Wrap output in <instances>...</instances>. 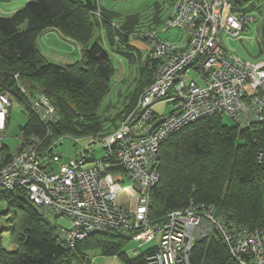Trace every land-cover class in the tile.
I'll list each match as a JSON object with an SVG mask.
<instances>
[{
	"label": "built area",
	"instance_id": "built-area-1",
	"mask_svg": "<svg viewBox=\"0 0 264 264\" xmlns=\"http://www.w3.org/2000/svg\"><path fill=\"white\" fill-rule=\"evenodd\" d=\"M256 19L234 10L230 0H173L165 30L180 28L188 38L173 43L156 31L147 33L150 55L160 61L156 77L116 128L86 136L89 145L102 143L101 158L81 151L66 159L56 152L65 134L48 137L61 119L59 111L44 91L33 92L15 74L16 90L0 85V196L21 189L44 213L66 216L73 225L61 228L71 246L93 231L122 233L140 242L158 237L147 264H191L196 240L215 236L239 264H264V228L226 222L211 204L191 200L160 219L150 216L160 179L159 149L172 134L207 115L229 116L242 126L264 120V58L244 60L228 51L222 37H240ZM17 98L44 128L21 129L12 151L4 138ZM163 101L175 103L166 116L155 109ZM126 177L132 182L122 187Z\"/></svg>",
	"mask_w": 264,
	"mask_h": 264
},
{
	"label": "trees",
	"instance_id": "trees-1",
	"mask_svg": "<svg viewBox=\"0 0 264 264\" xmlns=\"http://www.w3.org/2000/svg\"><path fill=\"white\" fill-rule=\"evenodd\" d=\"M230 1L234 10L243 8V13L264 9V0ZM98 9L104 21L95 16ZM161 10L157 5L155 24L161 22ZM114 16L121 15L101 8L98 0H28L11 15H0V85L16 90L14 76L18 74L33 92L40 90L49 96L61 119L51 126L48 140L66 133L87 136L108 132L134 108L138 89L116 115L99 111L115 67L105 42L93 40L95 25L106 28L107 42L115 51L142 61L140 76L144 78L140 89L155 79L160 61L150 54L143 59L131 44L138 37L141 14L119 17L122 20L118 27L112 24ZM50 28L82 44L80 60L59 63L41 51L37 40ZM260 46L264 52V43ZM17 94L22 95L19 91ZM27 114L21 129L26 133L42 131L44 125L39 119ZM225 117L203 116L161 144L157 164L160 179L152 191V218L160 219L193 200L213 205L226 222L264 228V120L242 126L225 122ZM0 197V206L6 205L0 210V215L6 216V224L0 226V264H88L91 251L116 256L125 264H147L146 256L154 250L152 247L131 257L126 248L132 239L109 230L90 232L71 246L61 226L52 224L48 214L37 208L26 192L2 191ZM5 230L11 233L14 249L3 244ZM191 264L239 262L226 243L214 236L196 240Z\"/></svg>",
	"mask_w": 264,
	"mask_h": 264
},
{
	"label": "rangeland",
	"instance_id": "rangeland-1",
	"mask_svg": "<svg viewBox=\"0 0 264 264\" xmlns=\"http://www.w3.org/2000/svg\"><path fill=\"white\" fill-rule=\"evenodd\" d=\"M19 5L18 8L24 6L28 0H15ZM20 1V2H19ZM2 6H5L3 10H0V15L7 16L14 13V10H10L8 5L3 1H0ZM101 8L111 10L121 16H114L112 19L113 26H120L119 17H123L126 14L139 13L141 14V24L137 27L136 34L138 37L133 38L137 41H145L150 47V39L147 35L149 32L156 31L158 36L164 40L170 42L184 43L187 40V32L180 28H171L165 30L164 20L169 15L170 3L168 0H98ZM156 3L161 6V16L163 17L162 24L158 29H155V23L153 18L149 15ZM99 13L95 14L99 21H104V15L101 9L97 10ZM239 12H243L240 10ZM252 13L257 17V19L250 23V26L246 31L242 32L240 38H230L222 35L224 45L228 51L240 55L244 60L256 61L264 58V52L261 51L262 42L264 43V9L263 11L254 10ZM149 15L147 17H143ZM107 30L103 25H95L93 31V40L101 39L104 46L110 52L113 65L115 67V72L111 76L109 81V90L107 91L105 97L103 98L99 111L110 116H114L121 110L126 102H129L130 97L133 96V91L138 89L139 94L136 97V103L139 96L144 89H140L139 83H142L144 76H140L142 71L140 67L142 61L138 59H130L127 55L117 52L113 49L110 42H107ZM147 35V36H146ZM142 36V37H141ZM38 46L41 51L51 60L59 63H74L81 59V47L77 44L65 43L61 41L57 35H48V37L43 34L39 36ZM148 54H151V49L147 50ZM145 54V53H144ZM143 54V55H144ZM146 54L143 59H146ZM143 75V74H142ZM136 92V93H138ZM135 93V94H136ZM134 104V106L136 105ZM175 107L174 102L163 101L155 106L156 111L164 116L168 115ZM128 114V113H127ZM125 114V116L127 115ZM10 119L9 124L6 128V136L4 138L6 144L10 146L12 151H15L19 145V134L21 132V126L26 124L28 120V114L26 112V106L24 102L18 99H13V104L10 107ZM124 116V117H125ZM122 117V118H124ZM225 122L229 124L236 123L235 120L229 116L225 117ZM91 140L84 135L80 134H70L66 133L62 138L59 139V144L55 147L56 152L63 154L64 158H70L77 156L78 152H83L92 159L101 158L104 156L105 149L102 143L99 141L96 144L89 145ZM57 169L59 163H54ZM131 179L126 177V179L121 182L122 187L129 186L131 184ZM5 204L0 206V210L3 211ZM49 221L57 226H63L67 229L72 227V222L66 216H55L48 215ZM6 224V216L0 215V226ZM159 242V238H154L148 242H140L132 240L126 250L131 257H135L146 251L149 248L155 247ZM3 244L7 249H14V244L11 240V233L9 230L3 232ZM139 248L136 252L135 249ZM88 264H125L122 260L115 258L112 255H101L97 251L89 252Z\"/></svg>",
	"mask_w": 264,
	"mask_h": 264
},
{
	"label": "crops",
	"instance_id": "crops-1",
	"mask_svg": "<svg viewBox=\"0 0 264 264\" xmlns=\"http://www.w3.org/2000/svg\"><path fill=\"white\" fill-rule=\"evenodd\" d=\"M0 1H3L4 3H6L7 5H8V7H9V9L10 10H14V9H16V8H18L19 7V5L16 3V1L15 0H0ZM22 2H23V0H21ZM20 2V1H19ZM169 3H170V1H168ZM172 3H173V1L171 2V5L170 6H172ZM157 5H159L158 3H156V5H155V7H154V9H153V11L149 14L150 16H151V18H153L154 17V12H155V8H156V6ZM4 7L5 6H2V4H1V2H0V10H3L4 9ZM171 8V7H170ZM17 10V9H16ZM15 10V11H16ZM14 11V12H15ZM97 12L98 11H96L95 13L97 14ZM149 15H146V16H143V17H147V16H149ZM167 18V17H166ZM162 21H163V17L161 16V22L160 23H158V24H155L156 26H155V29H158L159 27H160V25L162 24ZM169 30V29H168ZM44 35V36H46V37H48V35H55V38H56V35H57V37L61 40V41H63V42H65V43H72V44H79L80 45V47H81V51H82V44H80L79 42H76V41H74V40H72V39H70V38H68V37H65L59 30H57V29H54V28H50V29H47V30H45L44 32H42L40 35ZM223 35V34H222ZM241 37V36H240ZM240 37H238V38H240ZM173 43H177V42H173ZM131 44L132 45H134L135 47H136V49L134 50L136 53H139V52H141L142 53V55L145 53L146 55L149 53V52H147V50L149 49H151V46L150 47H148V43H146L145 41H137V40H133L132 39V41H131ZM81 53V52H80ZM144 54V55H145ZM143 55V56H144ZM115 258H117L116 256H114Z\"/></svg>",
	"mask_w": 264,
	"mask_h": 264
}]
</instances>
